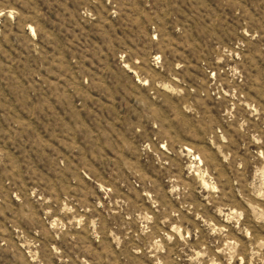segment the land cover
I'll list each match as a JSON object with an SVG mask.
<instances>
[{
	"label": "rangeland",
	"instance_id": "1",
	"mask_svg": "<svg viewBox=\"0 0 264 264\" xmlns=\"http://www.w3.org/2000/svg\"><path fill=\"white\" fill-rule=\"evenodd\" d=\"M0 264H264V0H0Z\"/></svg>",
	"mask_w": 264,
	"mask_h": 264
},
{
	"label": "bare ground",
	"instance_id": "2",
	"mask_svg": "<svg viewBox=\"0 0 264 264\" xmlns=\"http://www.w3.org/2000/svg\"><path fill=\"white\" fill-rule=\"evenodd\" d=\"M32 31H33V29H32ZM196 160V159H195ZM198 160V159H197ZM200 160V159H199Z\"/></svg>",
	"mask_w": 264,
	"mask_h": 264
}]
</instances>
